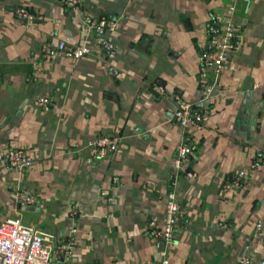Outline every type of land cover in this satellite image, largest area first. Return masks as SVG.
Segmentation results:
<instances>
[{
  "label": "crops",
  "instance_id": "crops-1",
  "mask_svg": "<svg viewBox=\"0 0 264 264\" xmlns=\"http://www.w3.org/2000/svg\"><path fill=\"white\" fill-rule=\"evenodd\" d=\"M228 2L82 0L68 10L60 0H0V149L32 158L26 170H0V219L55 240L72 236L68 257L52 254L57 264H155L160 244L147 222L155 215L160 224L164 212L181 136L171 103L179 97L206 114L191 127L198 148L185 165L190 177L177 179L180 223L168 264H234L243 254L264 264V0L237 2L240 48L199 103L205 26ZM19 7L33 18L17 16ZM87 14L113 20L110 57L90 42ZM58 40L88 44L90 53L47 57L44 46ZM39 96L50 99L46 111L35 107ZM111 134L118 149L90 159L85 144ZM237 170L246 184L222 190ZM17 193L35 203L17 204Z\"/></svg>",
  "mask_w": 264,
  "mask_h": 264
},
{
  "label": "built area",
  "instance_id": "built-area-1",
  "mask_svg": "<svg viewBox=\"0 0 264 264\" xmlns=\"http://www.w3.org/2000/svg\"><path fill=\"white\" fill-rule=\"evenodd\" d=\"M68 10L76 9L82 4V0H60ZM239 0H229L222 11L210 17L205 26V42L198 52L199 66L198 87L201 93L199 103L207 101L212 95V89L217 82L221 70L231 57L237 52L241 45V38L237 24L234 21V11ZM17 16L25 20H31L33 14L24 7L15 11ZM86 27L90 42L99 48L104 56L110 57L115 50L114 43L107 38L106 32L114 29L113 20L104 16L85 15L82 19ZM43 53L53 58L57 54H63L71 59L89 55L88 44L69 43L66 40H58L55 45L47 44ZM35 65L32 75L35 76ZM156 93L162 94L160 88ZM50 99L39 96L35 99V107L46 111ZM172 116L177 126L181 129V136L175 144L172 159L173 175L167 181L168 188L165 194V208L162 217L149 216L147 222V235L153 241L160 244L157 250L158 260L155 264H168V251L174 241V234L179 229V205L175 199L177 179L181 175L190 177L187 165L195 157L197 141H195L191 127L203 121L206 111L197 107L191 102L179 97L172 98ZM119 137L117 135H99L88 141L84 149L87 150L90 159H102L110 156L118 148ZM32 164L26 152L20 148L5 146L0 149V170L17 169L23 171ZM247 173L244 170H237L222 180V190H238L246 184ZM117 178H114L116 181ZM99 198L105 202L113 203L105 190H101ZM17 204H34L35 198L32 195L17 193L15 196ZM262 222L257 221L254 226V233L260 235ZM75 245L72 236L65 239L55 240L54 237L30 224H23L16 218L0 219V264H57L52 254L68 257ZM99 264V263H97ZM151 264V263H150ZM234 264H250L247 255H240Z\"/></svg>",
  "mask_w": 264,
  "mask_h": 264
}]
</instances>
